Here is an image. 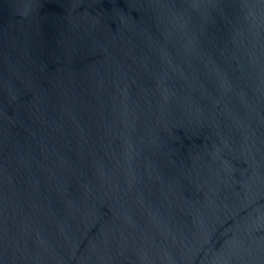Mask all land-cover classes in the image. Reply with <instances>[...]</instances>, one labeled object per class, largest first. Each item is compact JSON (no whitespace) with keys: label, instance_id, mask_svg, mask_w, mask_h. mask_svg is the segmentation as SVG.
<instances>
[{"label":"water","instance_id":"water-1","mask_svg":"<svg viewBox=\"0 0 264 264\" xmlns=\"http://www.w3.org/2000/svg\"><path fill=\"white\" fill-rule=\"evenodd\" d=\"M0 264H264V0H0Z\"/></svg>","mask_w":264,"mask_h":264}]
</instances>
